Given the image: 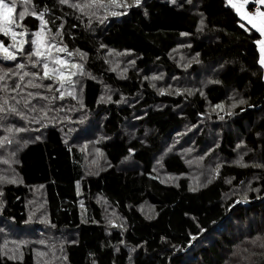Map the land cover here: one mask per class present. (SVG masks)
Listing matches in <instances>:
<instances>
[{"label":"trees","instance_id":"obj_1","mask_svg":"<svg viewBox=\"0 0 264 264\" xmlns=\"http://www.w3.org/2000/svg\"><path fill=\"white\" fill-rule=\"evenodd\" d=\"M5 2L15 3L12 27L26 33V51L18 52L15 61L0 57V73L24 64L22 71L42 77V65L33 67L26 56L32 51L33 33L43 31L53 45V59L82 66L73 71L83 75V88L81 99L68 95L73 88L74 95L79 94L72 78L74 84L62 89L65 96L60 99L55 91L60 84L53 80L35 81L51 84L52 90L25 87L16 92L10 89L19 72L0 81L9 88L0 91V98L25 116L7 114V119L0 120V181L9 180L0 185L2 225L25 232L31 240L41 237L31 234L34 228L74 232L64 244L65 264H227L240 242L246 238L251 244L248 241L260 236L264 167L254 166L264 165V74L254 43L259 34L240 27L226 0H141L116 18L101 15L98 8L75 9L70 6L75 0L64 5L59 0ZM20 12L25 13L23 19ZM41 13L43 26L38 18ZM0 41L6 46L14 43L3 34ZM57 47L66 51L58 53ZM176 47L189 55L187 70L179 69L171 58ZM124 52L133 57V69L118 76L113 63ZM50 67L55 65L50 62ZM154 69L177 78L187 76L198 85L190 94L157 96L143 80ZM32 79L28 76L20 83ZM104 89L114 93L113 103L101 100ZM29 92L34 96L28 97ZM11 97L28 98L35 111ZM132 101L138 102L127 104ZM135 114L140 116L137 121L142 130L129 141L121 130ZM185 126V137L193 147L217 143L205 161H217L214 176L196 187L185 177L168 184L152 172L153 159L165 155L160 163L168 175H186L180 155L162 150L163 140ZM201 126L199 135L188 134L191 127L196 133ZM15 128L27 131L15 132ZM91 129L95 132L85 138ZM210 130L218 134L214 137ZM236 143L247 153L246 166L231 162ZM88 144H96L102 156V166L93 167L91 174L84 168ZM131 153L138 168L122 165ZM249 182L253 185L247 188ZM143 204L154 213L142 215L139 207ZM3 234L0 227V264H36L34 242L20 246L19 259H10L3 254L5 248L11 249ZM205 235L211 240L200 245ZM255 243L258 252L246 249L251 257L243 264H264V243Z\"/></svg>","mask_w":264,"mask_h":264},{"label":"rangeland","instance_id":"obj_2","mask_svg":"<svg viewBox=\"0 0 264 264\" xmlns=\"http://www.w3.org/2000/svg\"><path fill=\"white\" fill-rule=\"evenodd\" d=\"M79 1L81 0H75V3ZM249 2H252V0H249ZM124 3L126 5L135 4L134 0H124ZM247 5L249 4L247 3ZM116 8L117 7H108V8L100 7L97 10H102L103 13H101V15L104 14L105 16H107L112 11H116ZM128 8H129L128 6L121 7V10L119 12H122L124 14L115 16V18L125 16L128 13ZM89 11H92V9H90ZM241 23L245 25V28H248V29L251 28L249 24L242 22V20L240 19V24ZM176 49L178 51L174 53L171 58L177 63V66L179 69L183 68V70L184 69L187 70L189 67V62H190L189 55L187 56L186 54L182 53L180 47L178 48L176 47ZM132 60H133V57L128 56L126 52L119 53L117 59L114 60V63H113L114 69L117 70L118 72L117 73L118 76H122L123 74L133 69L134 61ZM262 70L264 74V67H262ZM74 72H76V75H74L72 78L76 80L77 87L79 89V94H76L75 96H78V98L81 99V96H82L81 91L83 88V86L81 85V78L83 75L79 74L77 70H75ZM149 73L150 74L148 76L143 77V80L151 89L154 90L157 96H167L169 98L170 97L175 98L184 93L190 94L192 91L195 90V88L198 85L197 83L189 82V78L187 76L182 77V78H177L176 76L174 77L171 75H167L165 71H162L160 69H154L150 71ZM68 87L71 88V86H66L64 89L67 90L66 88ZM113 96H114L113 92H111L109 89H106V90L104 89L101 94V100L107 104H111L113 103ZM121 100L125 102L124 98H122ZM137 102L138 101L136 102L132 101L127 104L134 106L135 104H137ZM139 117H140L139 114H135L133 117L132 123L128 125L125 124L121 130V134L127 137L129 141H132V139H135L136 137H138L139 135L138 133L140 132V130H142V126L139 125L137 121ZM202 129H203V126H201L199 128V131L195 133L196 129L195 128L192 129L191 127L190 132L188 134H191L193 135V137H195L200 134V131ZM187 131H188V126L182 127L180 130L175 131L174 134L169 135L167 139L163 140V144H162L163 146L162 150L164 151V154L168 153L169 155L170 154L180 155V158L184 161L185 167L187 168L186 175L185 176L184 175L183 176L173 175L174 177L168 175L164 167H162L160 163L162 161V158L165 155L160 157V159L158 160H156L155 158L153 159L152 172L157 174L163 181L166 180L168 184H177L181 178L185 177L187 178L188 181H190L192 186L196 187L198 185H203L206 182L210 181L214 176L217 161H214V163L211 162L212 164L210 163L205 164V161L209 153L211 152L210 150L217 147L216 145L217 143L214 141L213 144L208 147H204L203 149L202 148L197 149L196 146L194 147L192 146V140H190L188 137H185ZM92 132H95V130L91 129L89 132H87L85 135V138L88 137V135ZM213 132H214L213 130L212 131L210 130V133L215 137L218 133L214 134ZM207 137H208L207 141H211L212 137L211 136H207ZM88 145L90 146H86V148H88L89 151H87L88 155H86V159H85L86 162H85L84 168L87 174L89 173L91 174L93 167L95 168V170H97L102 166V156H101L100 150L94 147L96 146V144L94 146L92 144H88ZM235 152H236L235 160L231 162L236 163L241 167L246 166L248 163H246L245 162L246 159H243V158L246 156L247 153L243 152V149L240 146V144L236 143ZM133 154L134 153H131L130 156L123 161L122 163L123 167L138 168L135 163V160L133 159ZM249 164H251V162ZM205 176H207L208 178H206ZM8 181H9L8 179H4L0 181V185L2 182H8ZM252 185H253V182H249L245 186L248 188V187H251ZM1 201H2V198L0 197V202ZM139 211L145 217H148L154 213V209L147 204L141 205L139 207ZM109 216L116 219V217L113 216L111 213L109 214ZM0 220H1V217H0ZM251 222L253 223L254 221L251 220ZM10 223L12 224V222ZM238 224L239 223H237L236 226L243 229ZM0 227L3 228L4 242L8 244V246H11V249L5 248V250H3L4 255H9V256L14 255L18 257L19 255H16V254L20 253L21 245L34 242V246H33L34 254L33 255L35 256L36 264H65V261H64L65 255L63 253L64 244L67 241V237L69 238V235L74 234V232H68V231L57 232L47 227H43L42 230L34 228V230L30 231L31 234L40 233L41 237L31 240V236H29L25 232L21 233L17 229H9V226L7 224L2 225V223H0ZM261 228L262 229L258 230L260 236H255L253 237L252 241H248V242H251V244L246 243L247 240H250L246 238L242 242L239 243L234 254L230 257L229 260H227V264H232V263L243 264L245 262L250 261V257H251L250 253L252 251L258 252V248L253 246L254 244H256L255 242H257V244L264 243V222ZM234 229L235 227L232 226V231ZM5 231L8 232L6 235H5ZM16 236H19L17 240H15ZM201 239L202 241L200 245L208 244L211 240V236L205 235ZM242 249L243 251L241 252ZM246 249L250 250L251 252L248 254L247 252H245ZM17 259H19V257Z\"/></svg>","mask_w":264,"mask_h":264},{"label":"snow or ice","instance_id":"obj_3","mask_svg":"<svg viewBox=\"0 0 264 264\" xmlns=\"http://www.w3.org/2000/svg\"><path fill=\"white\" fill-rule=\"evenodd\" d=\"M172 2H175V0H172ZM253 3L256 5H264V0H252ZM25 3H27V0H25ZM59 3L61 5L67 4L68 0H59ZM135 5H140L141 0H134ZM227 3L231 5L233 9H235L236 14L240 17L242 21H246L250 26L251 29L255 30V33L259 34V38L254 40V43L257 45L258 52H259V60L258 63L261 67H264V11L257 9V11L254 14H250L248 11L245 10V4L249 3V0H227ZM71 7L87 12L90 9L93 8H108V7H126L124 3V0H107V3H105V0H85L84 3H76L71 4ZM15 3L9 4L6 3L5 0H0V34H3L5 37H11L13 40L12 45H5L4 42L0 41V57H2L5 61H15L17 58V53L23 54L26 50L24 48V45L26 41L24 40V37L26 36V33L21 31L17 32L13 30V25L15 24V21L13 19V14L15 11ZM45 11H47V8H45ZM94 14V13H93ZM113 16L123 15L122 12H116L112 11L110 13ZM20 18L23 19L25 16L24 12H20ZM41 26L45 24V21L43 19V13L39 14ZM241 28H245V25L243 23L240 24ZM250 29L245 28V31H249ZM253 33V35H255ZM59 35V32L56 34ZM19 37V39H17ZM52 40L55 39V37H51ZM31 46L32 51L27 53L26 58L32 63L33 67H36L37 65H42L43 67V76L41 77L37 72H24L22 71L25 67L24 64H17L16 70L9 68L6 72L0 73V81H5L6 78H11L12 76H18V80L15 82V87L11 88L10 90L12 92H16L18 89L23 90L25 87H32V88H41V87H47L49 90H52V85H43L42 83H36V80H44L49 79L53 80L54 82H59L60 88L55 89V91H58L60 93V99H63L65 96V92L62 90L66 86H72L74 82L72 81V77L76 75V72L72 71L73 69H79L82 70L81 65L77 64H69L68 61L61 59L59 57L53 59L51 56V50L53 48L52 43L49 39H46L45 33L43 31H35L33 33V38L31 39ZM103 47V45H101ZM15 48L16 51H12L11 49ZM56 52H65L66 49L64 47H57L55 49ZM71 55V53H69ZM35 56L37 59L35 61L31 60V57ZM50 62L55 65V67H50ZM31 76L33 79L29 80L27 84L22 85L20 81H23L25 77ZM8 85L5 83L3 85H0V91H8ZM68 95H72L75 99L74 95V88L72 91H69L67 93ZM36 95H39L38 93ZM34 94L32 92L28 93V97H33ZM44 99H47V97H43ZM11 99L16 100V104H20L21 100L23 104L26 107L31 108V110L35 111V109L31 106L30 101L26 97H22L21 99H16V97H11ZM240 104L246 103L244 100L239 101ZM8 100L0 98V120L7 119V114H14L21 117V119H25V116L23 112L20 111L16 106H7ZM217 107H220V105H217ZM8 131H12V129H7ZM15 132H23L27 131L26 128H15ZM39 137H37L38 139ZM8 143H11V139L5 138ZM0 143H3V141H0ZM255 167H264V165H254ZM14 182V181H12ZM22 243V242H21ZM10 259H15V256H10Z\"/></svg>","mask_w":264,"mask_h":264},{"label":"crops","instance_id":"obj_4","mask_svg":"<svg viewBox=\"0 0 264 264\" xmlns=\"http://www.w3.org/2000/svg\"><path fill=\"white\" fill-rule=\"evenodd\" d=\"M238 1V0H237ZM239 2V1H238ZM249 5H247V4H245V10L246 11H248L250 14H252V12L254 11V4L255 3H253V2H249L248 3ZM230 7H231V5L230 4H228ZM251 5V6H250ZM232 8V7H231ZM233 9V8H232ZM234 10V9H233ZM235 12V11H234ZM236 13V12H235ZM238 16V15H237ZM239 18V17H238ZM239 20H240V18H239ZM242 22H245V23H247L246 21H242ZM248 24V23H247ZM249 29H251V28H249Z\"/></svg>","mask_w":264,"mask_h":264},{"label":"built area","instance_id":"obj_5","mask_svg":"<svg viewBox=\"0 0 264 264\" xmlns=\"http://www.w3.org/2000/svg\"><path fill=\"white\" fill-rule=\"evenodd\" d=\"M255 6H254V11L252 12V14H254L256 11H257V9L259 8V10H261V11H263V9H264V6L263 5H256V4H254Z\"/></svg>","mask_w":264,"mask_h":264},{"label":"bare ground","instance_id":"obj_6","mask_svg":"<svg viewBox=\"0 0 264 264\" xmlns=\"http://www.w3.org/2000/svg\"><path fill=\"white\" fill-rule=\"evenodd\" d=\"M202 77V76H201ZM204 79V78H203ZM171 131V130H170ZM231 132V130H229Z\"/></svg>","mask_w":264,"mask_h":264},{"label":"water","instance_id":"obj_7","mask_svg":"<svg viewBox=\"0 0 264 264\" xmlns=\"http://www.w3.org/2000/svg\"><path fill=\"white\" fill-rule=\"evenodd\" d=\"M194 243H195V241L193 242V244H194ZM193 244H192V245H193Z\"/></svg>","mask_w":264,"mask_h":264}]
</instances>
